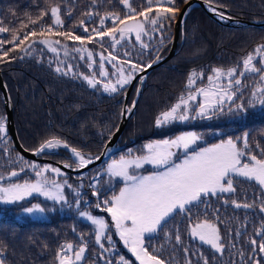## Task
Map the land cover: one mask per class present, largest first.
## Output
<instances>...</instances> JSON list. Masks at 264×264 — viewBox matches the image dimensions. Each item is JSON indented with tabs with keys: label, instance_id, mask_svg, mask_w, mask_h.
Returning <instances> with one entry per match:
<instances>
[{
	"label": "trees",
	"instance_id": "obj_1",
	"mask_svg": "<svg viewBox=\"0 0 264 264\" xmlns=\"http://www.w3.org/2000/svg\"><path fill=\"white\" fill-rule=\"evenodd\" d=\"M209 1L228 9V13L235 18L264 17V0ZM184 2L185 0H176L179 9ZM130 3L137 11L141 10V6H147L145 0H130ZM57 5L61 9V19L64 20L62 28H57V30H71L77 35L83 34L82 28L74 27L81 20H84L87 27L91 29L99 26L100 18L106 13H116L121 17L127 13V7L120 0H0V27L9 29V32L0 33V40H11L13 32L22 37L23 32L32 27L29 18L36 20L42 12H49V15L44 16L40 23L52 24L50 9ZM89 12L93 13L91 18L85 15ZM174 22H171L170 27L167 23L164 24L163 33H145L142 39L144 44L148 45L146 49H142L140 42L136 41L134 36L124 44V48L118 45L112 49L107 44L109 40L107 37H105L103 48L99 43H89L87 46L94 52L97 63H99L101 51L105 55L112 51L121 59H127L124 56L125 50L131 52L133 63H136L140 59L150 60L155 56V50L161 43L163 35L164 47L159 52L162 57L171 48ZM22 25H27V28ZM105 26L112 27V20H108ZM36 30H40L39 26ZM27 43L28 41L25 42V46ZM67 43L69 47L80 46L78 42L68 41ZM260 44H264V26H228L214 18L205 7L193 6L179 29L175 54L154 67L147 77L136 110L128 119L116 143H125V147L114 152L104 161L88 168L76 170L62 167V163L72 165V168L76 167V162L69 150L63 147L44 151L37 158L26 157L15 146L7 127V142L6 144L0 142V174L5 177L2 183L32 178L35 171L39 169L33 170L25 167L23 172L19 171L20 167L24 166L23 162H28L39 166L60 167L63 173L59 176L61 182L66 179L73 187L64 189L67 203L51 201L40 194H35L17 204L0 203V249L6 254L5 264H58L57 253L63 245L72 243L79 246L85 242L88 245L85 260L78 264H105L104 257L115 264L121 255L131 261V264H138L113 230L108 234L112 236L114 243L110 245L104 242V247L112 248L113 251H104L95 242L94 226L82 219L79 212L87 210L102 214L107 220L111 218L103 208L95 207L98 201L91 195L93 189L89 188V183L92 182L93 177H97L98 173H103L111 160L125 155L129 149H132L135 154H141L144 144L152 140L173 137L188 130L204 135V140L198 142V147H206L221 139H227L229 136L236 138L248 133L249 142L258 154V150L255 149L256 142L258 141L260 146L264 147V106L257 104L251 107L247 101L250 99L253 88L259 82V74L246 72L242 77L246 85L242 91L245 107L248 109L247 113L228 112L229 105L226 103L225 111L209 113L210 119L195 118L185 122H175L165 127H157L155 120L160 113L178 102L181 94L187 93V77L192 70L204 73V77L197 80L193 87L204 86L208 83L207 76L212 74L210 71L212 68L218 66L229 68L239 65L238 72L243 71L241 59L249 53L257 55L254 49ZM4 47L11 49L13 46L5 44ZM37 49L43 51L34 52L32 55H24L18 49L9 51V57L23 56V59L17 58L7 64H0L3 79L13 103L14 120L21 143L25 148L34 150L45 139L58 136L82 152L91 153L93 156L101 154L112 137L110 133H114L120 123L129 86L120 93L111 95L102 90H93L81 80L61 76L54 71L56 62L65 59L62 51L59 54L52 53L44 45H38ZM141 51L144 52L143 57L138 55ZM49 61H52L51 65ZM71 62L75 65L74 71L92 73L86 67V61L76 59ZM256 63L259 65L258 60ZM106 64L111 68L109 63L106 62ZM138 83L139 80L129 92L128 106H131L133 102ZM0 114L7 117L6 99L1 88ZM18 156L23 157V161L18 160ZM153 170V166L145 165L140 172L146 173ZM12 171H17L18 175L11 177ZM99 179L102 192L100 199L111 196L123 186L122 182L117 183L116 180H112L111 190L104 191L109 187V177L104 173ZM234 183L238 185L237 192L225 194V196L254 206L237 209L231 204L225 205L223 198L220 200L216 197L212 198V207L218 209V212L210 211L207 218L218 223L222 233L227 232V247L222 254L215 253L208 245H202L198 240L192 239L188 235L191 222L182 216H177L168 225V230H172L173 225L178 226L184 246L190 251L184 253L178 246L173 252L171 245L164 239L163 232L153 236L149 251L152 252L163 244V255L165 258L171 256L173 264H184L188 257L191 258L193 264H196L198 260L200 264H203L199 256L201 252L209 258L211 264H245L238 254L240 249L245 252L246 261L247 257L252 255H256L257 259L264 257V253L258 251L252 253L248 243L253 237L258 242L261 239L258 233L264 222V213H261L259 205L264 193L258 185L246 182L242 178L234 180ZM78 186H81L79 187L80 197H77L74 191ZM77 199H80L79 207L76 205ZM33 204H40L45 209L46 216L35 217L30 215L31 213L24 212L25 208ZM216 216L219 217L218 221L215 219ZM200 218L205 217L201 214ZM225 222H227L226 227ZM233 244L235 247H232ZM74 250H68L67 255L72 256ZM102 251L104 257L100 256ZM261 264H264V259H261Z\"/></svg>",
	"mask_w": 264,
	"mask_h": 264
},
{
	"label": "snow or ice",
	"instance_id": "obj_2",
	"mask_svg": "<svg viewBox=\"0 0 264 264\" xmlns=\"http://www.w3.org/2000/svg\"><path fill=\"white\" fill-rule=\"evenodd\" d=\"M120 2L127 7V13L123 17L116 13H106L100 18L99 26L91 29L87 27L84 20H81L78 25L74 26L82 28L83 34L81 35H77L71 30H57L64 25V20L60 16L61 9L58 5L50 9L52 24L40 23L44 16L49 15V12H42L36 20L29 18L32 27L23 32L22 37L13 32L11 40H0V64H7L17 58L23 59V56L9 57V51L18 49L24 55H32L34 52L43 51L42 49L38 50L37 46L44 45L52 53L63 52L65 59L57 61L54 67L57 74L81 80L93 90H102L110 95L120 93L131 85L137 74L145 72L160 62L159 52L164 47L163 35L161 36V43L155 50V56L150 60L140 59L136 63H133L132 54L127 50L124 51V56L127 59H121L112 51H109L107 55L101 51L99 63H97L94 52L87 45L99 43L103 48L105 37H107L112 49L118 45L124 48V44L134 36V39L140 42L142 49H146L148 45L144 44L142 39L145 33H163L164 24L167 23L170 27L171 22L175 21L177 16L183 20V16L187 15V12L183 14L180 12L176 0H145L147 6H141L140 11L132 6L130 0H120ZM187 2L188 0H185V3ZM213 11L224 18H228L224 12L218 11L216 8H213ZM85 15L91 18L93 13L89 12ZM108 20H112V27L105 26ZM37 26H39V31L36 30ZM22 27L27 28V25H22ZM6 32H9L8 28L0 27V33ZM26 41L28 43L25 46ZM68 41L78 42L80 46L69 47ZM184 42L186 43V40ZM5 44H10L13 47L6 49ZM254 52L257 55L254 56L249 53L241 59L243 71L238 72L239 65L229 68L222 66L212 68L210 70L212 74L207 76L208 87H193L197 80L204 77V73L192 70L187 77V93L181 94L178 102L172 105L170 109L160 113L155 120V125L165 127L175 122H185L195 118L207 117L210 119L209 113H223L226 103L229 105L227 107L228 112L247 113L248 109L245 107L242 91L243 87L246 86L242 80L246 72L259 74V82L253 88L247 104L251 107H255L257 104L264 106V44L258 45ZM138 55L143 57L144 52L141 51ZM76 59L86 61L88 69H97L99 78L95 72L74 71L75 65L71 61ZM257 60L259 65L256 63ZM117 61L119 62L117 63ZM106 62L111 64L114 72H109ZM49 64L51 65L52 61H49ZM225 77H227L226 83H224ZM143 79L141 77V81ZM200 96L203 97V101L193 103ZM135 106L136 101L134 100L130 107L123 109L121 115H130ZM110 135H114V133H110ZM202 140H204V135L195 131L182 132L174 138L152 140L143 145L141 154H135L132 149H129L119 159L111 160L103 173H98L97 177L92 178L89 188L93 189L91 195L96 197L98 201L95 207L97 209L103 208L106 213L110 214L112 225H109L104 216L93 215L90 211H80L79 215L95 226V242L104 251H113L112 248H105L104 242L106 241L110 245L114 243L112 236L108 234L114 228L123 244L133 253L139 264H173L171 256L164 257L163 244L152 252L149 251V247H151L150 241L153 236L163 232L164 239L171 245L173 252L178 246L184 253L190 251L188 247L184 246V240L178 226L173 225L172 230H168V225L177 216H182L191 222L188 235L192 239L198 240L202 245H208L215 253L222 254L225 251L227 232L222 233L220 225L207 218L210 211L218 212V209L212 207V198L216 197L217 200L223 198L225 205L231 204L237 209L252 208L253 204L237 202L225 194L237 192L238 185L234 183V180L240 178L258 185L264 193V147H261L257 141L255 144V149L258 150L257 154L249 142L248 133L242 137L233 138L229 136L227 139H221L219 143L198 147V142ZM0 142L5 144L7 142V117L2 114H0ZM61 147L70 150L72 156L76 158L75 166L77 169L86 168L94 161L100 160L103 155L101 153L93 156L91 153L82 152L58 136L45 139L34 151L36 155H40L45 150H56ZM17 159L23 161V157L18 156ZM23 163L24 166L20 167L19 171L23 172L25 167L33 170L39 169L35 171L38 179L34 182L25 180L23 183H9L7 186L0 183V202L17 204L27 197L33 196L34 193H38L51 201L67 203L64 189L73 186L66 179L63 182H58L55 179H48L45 175L48 172L56 176L63 175L60 167H53L52 165L41 167L35 163ZM145 165L153 166L154 170L148 174H142L140 170ZM71 166L65 165V167ZM104 173L109 177V187L104 191L111 190L112 180H116L117 183L122 182L123 186L118 191L113 192L111 196L100 199L102 192L100 191L99 177ZM17 175V171L10 173L11 177ZM4 179V175L0 174V181ZM79 187L81 186L74 189L77 197L81 196ZM76 205L79 207L80 199L76 200ZM259 208L261 213H264V197H262ZM24 211L26 213H43L45 209L40 204H33L31 207L25 208ZM201 214L205 218L201 219ZM215 219L218 221L219 217L216 216ZM258 234L261 236L259 242L254 237L248 241L252 253L257 251L264 253V222H262ZM232 247H235V244ZM87 249L86 242L79 246L66 243L57 253L58 264H78V262L84 261ZM68 250H74L72 256L67 255ZM238 254L245 264L248 262L261 264V259H264V257L257 259L256 255H252L247 257L246 261V254L243 249L238 250ZM5 255V252L0 249V264H5ZM100 256L104 257L103 251L100 252ZM199 256L203 264H211L209 258L204 256L202 252L199 253ZM104 259L105 264H113V261L107 257ZM115 264H131V261L121 255ZM184 264H193V261L188 257ZM196 264H200V260Z\"/></svg>",
	"mask_w": 264,
	"mask_h": 264
},
{
	"label": "water",
	"instance_id": "obj_3",
	"mask_svg": "<svg viewBox=\"0 0 264 264\" xmlns=\"http://www.w3.org/2000/svg\"><path fill=\"white\" fill-rule=\"evenodd\" d=\"M196 5H200V6L205 7L206 10L214 18H216L217 20H219L220 22H222V23H224V24H226L228 26H234V27H236V26H259V27L260 26H264V17L263 18H255V19L235 18V17L231 16L228 13V9H226V8L216 4L214 2H211L209 0H188L187 3H185V2L183 3V5H182V7L180 9V12L182 14L185 13V12L188 13L189 10L193 6H196ZM213 8H216L218 11L224 12L227 15L228 18H224V17L218 15L216 11H213ZM186 16L187 15L183 16V20H181L180 16L176 17V20L174 22V37H173L171 48L167 52V54L162 56L161 59H160V62L158 64H154L152 66V68L147 69L143 73L137 74L136 78L132 81L131 85L127 88L126 99L124 101L123 109L125 107H130V106H128V103H127L128 95H129L130 90L134 86L135 82L137 80H139V83H138V86H137V90H136V94H135V97L133 99V101L134 100L136 101L135 108L132 110V113L130 115H124V116L121 117L120 123H119V125L117 127L119 130L117 131V128L115 129L114 135H112L109 143L107 144L106 148L102 152L103 155L101 156V159L98 160V161H94L93 164L87 166L86 168L94 166V165L104 161L106 158L110 157L114 152H116V151L120 150L121 148L125 147V145H126L125 143H123V144H116V143H117L118 139L120 138V136H121V134H122V132L124 130V127H125L128 119L132 116V114L136 110L138 101H139V99H140V97H141V95L143 93V87L145 85V82L147 80V77H148L149 73L152 71V69L154 67H156L157 65L162 64L163 62L167 61L168 59H170L175 54V52L177 50V45H178L179 29L184 24ZM141 77L144 78L143 81H141ZM0 88H1L2 93H3V95H4L5 99H6L7 127H8V129H9L11 135H12V138L14 140L15 146L26 157H29V158H37V157H39L40 155H36L34 150H29V149L25 148L23 146V144L21 143L20 139H19V136H18V133H17V129H16V125H15V120H14L13 103H12L11 97L9 95V91H8L7 85H6V83H5L4 79H3V74L1 72V70H0ZM138 89H139V91H138ZM123 109H122V111H123ZM45 151H48V150H45ZM69 152H70V150H69ZM71 156H72V154H71ZM72 158L76 162V158L74 156H72ZM65 165H67V164H65V163L61 164V166L66 168V169L80 170V169H77L76 167H74V168L65 167Z\"/></svg>",
	"mask_w": 264,
	"mask_h": 264
},
{
	"label": "rangeland",
	"instance_id": "obj_4",
	"mask_svg": "<svg viewBox=\"0 0 264 264\" xmlns=\"http://www.w3.org/2000/svg\"><path fill=\"white\" fill-rule=\"evenodd\" d=\"M99 25V24H98ZM118 38H119V34H118ZM107 44L108 45H110V40H108L107 41ZM47 47V46H46ZM89 48V47H88ZM49 50V49H48ZM110 64V63H109ZM110 66H111V64H110ZM87 67V66H86ZM106 67L108 68V70H109V72L110 73H112V72H114V69L111 67H109V65L108 64H106ZM89 70H91L92 71V73L93 72H95L96 74H97V77H99V73H98V71H97V69H95V68H93V69H89ZM227 82V77H225L224 78V83H226ZM200 87H208V83L206 84V85H204V86H200ZM203 101V97L202 96H200V97H198V99H197V101L196 102H193V103H198V102H202ZM188 131H190V130H188ZM184 132H187V131H184ZM182 133V132H181ZM181 133H179V134H181ZM179 134H177V135H179ZM177 135H175V136H177ZM175 136H173V137H167V138H174ZM163 139H166V138H163ZM216 143H219V141L218 142H216ZM214 144V143H213ZM115 159H119V157H117V158H115ZM111 162V161H110ZM109 162V163H110ZM178 162V161H177ZM41 167H43V166H41ZM149 172H151V171H149ZM149 172H144V173H142V174H148ZM46 175V177L48 178V179H55V180H57L58 182H61V180H60V178H59V176H56L55 174H53V173H51V172H48V173H46L45 174ZM36 179H38V177H36V175H34L32 178H29V179H25V180H27V181H32V182H34ZM25 180H23V181H19V180H17V181H13V182H7V183H3L5 186H7L9 183H23ZM0 183H2L1 181H0ZM35 194H38V193H34L33 195H35ZM27 198H29V197H27ZM0 203H2V202H0ZM59 203H61V202H59ZM31 207V206H30ZM84 211H87V210H84ZM25 212V211H24ZM92 213V212H91ZM30 214V213H29ZM93 215H97V216H104V215H102V214H96V213H92ZM30 215H33V216H35V217H45L46 216V213H45V211L43 212V213H40V212H37V213H31ZM81 217V216H80ZM105 217V216H104ZM82 219H84L85 221H87V222H89V223H91L90 221H88L86 218H84V217H81ZM105 219H106V217H105ZM107 220V219H106ZM108 222H109V225L111 226L112 225V221L111 220H107ZM94 226V225H93ZM94 228H95V226H94ZM112 230L115 232V234L119 237V235L116 233V231H115V229L114 228H112ZM120 238V237H119ZM121 240V239H120ZM121 242L123 243V241L121 240ZM126 249H127V251L129 252V254L135 259V261L139 264V261H137L136 260V258H135V256L133 255V253H131V251L128 249V247L127 246H125L124 244H122ZM132 263V262H131ZM135 264V263H134Z\"/></svg>",
	"mask_w": 264,
	"mask_h": 264
}]
</instances>
